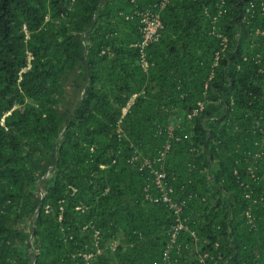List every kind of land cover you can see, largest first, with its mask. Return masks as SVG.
<instances>
[{
	"label": "trees",
	"instance_id": "trees-1",
	"mask_svg": "<svg viewBox=\"0 0 264 264\" xmlns=\"http://www.w3.org/2000/svg\"><path fill=\"white\" fill-rule=\"evenodd\" d=\"M158 1L0 0V264H264V0Z\"/></svg>",
	"mask_w": 264,
	"mask_h": 264
},
{
	"label": "built area",
	"instance_id": "built-area-1",
	"mask_svg": "<svg viewBox=\"0 0 264 264\" xmlns=\"http://www.w3.org/2000/svg\"><path fill=\"white\" fill-rule=\"evenodd\" d=\"M167 0H159L158 6L162 7L163 4ZM140 22H141V41L138 43L140 55L142 56L140 59V65L145 68L147 66V61L143 57L142 47L152 41L155 40L158 36V30L161 27V23L159 21V14L158 10L153 9V6L147 7L140 11ZM222 41L225 40L224 37L221 38ZM204 106L203 101L198 100L196 102V106L193 107L190 112L186 115L187 117H190L191 115L197 114ZM123 111L125 110V107L122 108ZM167 132L171 135V128L172 125H167ZM168 148V143L165 142L163 147L158 150V156H156L158 161H162L165 157L166 150ZM138 153L134 152L132 153L131 157L129 158L130 162H137V168L143 169L146 167L148 169V172L150 173L149 178L147 176V179L145 178L144 186H143V192L145 198L153 201V202H162L164 205L167 206L169 210H171L174 213V220L169 226V241H173L175 238V235L178 230H184L186 229L185 224L178 218V213L181 209V201L176 200L175 196L173 195V189L171 185L167 184L164 180L165 178V171L162 167V163L158 164V168L153 167L152 161L148 158L142 159L140 162L137 161ZM152 188L157 191V194H154V196H151L149 193V189ZM246 196H248L246 194ZM246 216H249L248 209L245 210ZM250 220V217L249 219ZM96 251L99 249L96 248ZM80 255L82 257V262L80 264H89V260L92 256V251H86V252H80Z\"/></svg>",
	"mask_w": 264,
	"mask_h": 264
}]
</instances>
